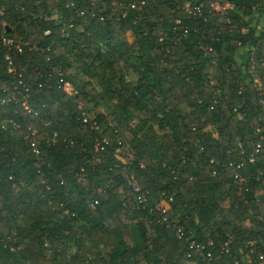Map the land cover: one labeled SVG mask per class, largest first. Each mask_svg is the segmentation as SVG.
<instances>
[{"label":"trees","instance_id":"1","mask_svg":"<svg viewBox=\"0 0 264 264\" xmlns=\"http://www.w3.org/2000/svg\"><path fill=\"white\" fill-rule=\"evenodd\" d=\"M111 1L0 0V264H264V0Z\"/></svg>","mask_w":264,"mask_h":264},{"label":"built area","instance_id":"2","mask_svg":"<svg viewBox=\"0 0 264 264\" xmlns=\"http://www.w3.org/2000/svg\"><path fill=\"white\" fill-rule=\"evenodd\" d=\"M140 2L142 3L143 0H140ZM115 2L112 0L111 1V5H114ZM134 5V3L132 4V6ZM204 7V3L203 2H199V3H196V4H193L191 2H186L184 5H183V9L186 10L187 12L189 13H192V14H198L199 16H201L203 14V9ZM228 8H231V4L229 2L227 3H222L220 0H211L210 1V9L208 10V12H220V16H219V20L223 21V22H228L230 20L229 16L226 14L225 12V9H228ZM178 22V20L176 21ZM262 26L261 28L263 29L264 31V17H262ZM244 31H246V28H244ZM2 43L4 44H7V45H11L12 44V39L11 38H8V37H3L2 38ZM18 48H19V45H16ZM20 49V48H19ZM6 59L8 60V63H11V59H10V56L9 55H6L5 56ZM46 59H48V56H46ZM54 70H57V68H54ZM253 70V66L250 67L249 71H252ZM61 87L64 91H66L67 93H73L74 92V88L73 86L69 83V82H63L61 83ZM27 90V88H26ZM11 98L9 97H3L2 98V102H6L7 100H10ZM21 105L23 106V108L27 111V112H32L33 114H35L33 111H32V108L30 106V104L28 103L27 99H26V96H22V100H21ZM36 133V129L35 128H32L31 129V134H35ZM31 146H33V149L38 152V149H37V146H36V141L33 139L31 141ZM261 147V143L260 142H257L256 145H255V152L258 151V149ZM129 184L131 186V188L135 189V190H138V186L136 185V183L130 179L129 181ZM139 197V200H141V202L145 201L146 199V196L144 195V193H141V195L138 196ZM169 200H171V197L169 196ZM157 207L158 209H160L161 213L165 212L167 210V206L165 204H161V203H158L157 204ZM160 215V213H159ZM165 218H163L162 220H164ZM184 235V231L181 229V227H177V236L180 238ZM209 245L213 246V242L210 241L209 242ZM253 244L251 243L250 246H252ZM188 247H189V252L187 253L188 257H191L192 255L194 254H199L202 259H206L207 257L209 258L210 257V253L207 252V253H204V249H205V245L203 243H199L195 240H190L188 242ZM253 247V246H252ZM251 247V250L253 249ZM262 256L260 255V258Z\"/></svg>","mask_w":264,"mask_h":264},{"label":"rangeland","instance_id":"3","mask_svg":"<svg viewBox=\"0 0 264 264\" xmlns=\"http://www.w3.org/2000/svg\"><path fill=\"white\" fill-rule=\"evenodd\" d=\"M232 7V6H231ZM134 38V36L132 35V34H130V33H127L126 34V36H125V39H126V41H127V43H130L131 41H132V39ZM46 58V57H45ZM104 101H106L105 102V104L103 105V104H98V105H96L95 107H94V109H93V104L92 103H89V107H91L92 108V110H93V113H95L96 111H104L105 109H107V105H109V104H111V103H113L114 101L113 100H109V99H105ZM122 153V155H127V156H129V155H131V153H133V152H128L127 150H125V149H123V152H121ZM229 200L228 199H226V200H224V203L225 204H229ZM161 204H164V203H162V202H160ZM67 248V247H66ZM67 249H69V251L70 252H73L74 250H75V246L73 245V244H69V246H68V248Z\"/></svg>","mask_w":264,"mask_h":264}]
</instances>
